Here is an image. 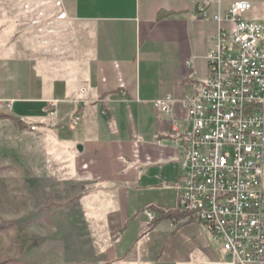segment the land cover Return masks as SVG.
<instances>
[{
  "label": "crops",
  "instance_id": "0c3cea01",
  "mask_svg": "<svg viewBox=\"0 0 264 264\" xmlns=\"http://www.w3.org/2000/svg\"><path fill=\"white\" fill-rule=\"evenodd\" d=\"M237 1L251 5L246 21H264V0H0L36 6L34 32L46 15L59 26L58 54L17 27L26 47L12 44L13 57L0 62V98L14 101L13 119L36 121L28 132L42 130L76 149L78 168L115 190L108 248L98 264L232 259L220 239L177 209L175 187L191 129L183 101L192 84L207 80V54L221 29L233 28L214 18L225 19ZM167 97L174 100L171 114L156 106ZM77 113L84 119L71 130ZM155 211L181 218L153 225Z\"/></svg>",
  "mask_w": 264,
  "mask_h": 264
},
{
  "label": "built area",
  "instance_id": "2783aa9c",
  "mask_svg": "<svg viewBox=\"0 0 264 264\" xmlns=\"http://www.w3.org/2000/svg\"><path fill=\"white\" fill-rule=\"evenodd\" d=\"M250 9L237 1L225 19L214 18L233 28L221 29L207 54V80L192 84L183 101L191 129L177 209L222 241L232 259L215 264H264V21H246ZM173 104L171 97L156 102L165 114ZM83 119L74 114L71 130Z\"/></svg>",
  "mask_w": 264,
  "mask_h": 264
},
{
  "label": "rangeland",
  "instance_id": "374dc122",
  "mask_svg": "<svg viewBox=\"0 0 264 264\" xmlns=\"http://www.w3.org/2000/svg\"><path fill=\"white\" fill-rule=\"evenodd\" d=\"M35 8L0 2V62L13 57L12 44L26 47L17 36L18 26L58 54L59 26L46 15L34 32ZM13 106V100L0 98V114L16 116ZM75 154L76 149L63 147L42 130L28 132L12 120H0V264L101 261L109 242L107 216L116 210L117 196L85 175Z\"/></svg>",
  "mask_w": 264,
  "mask_h": 264
},
{
  "label": "trees",
  "instance_id": "16d2710c",
  "mask_svg": "<svg viewBox=\"0 0 264 264\" xmlns=\"http://www.w3.org/2000/svg\"><path fill=\"white\" fill-rule=\"evenodd\" d=\"M162 17L159 18L161 20ZM0 120H12L20 129L26 130L27 126L23 124V122L19 120L13 119L10 115H3L0 114ZM2 171V170H1ZM153 214H155L156 218L153 220V225H157L163 220H171L175 223L180 221L181 215L176 211H155Z\"/></svg>",
  "mask_w": 264,
  "mask_h": 264
}]
</instances>
